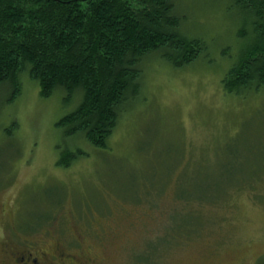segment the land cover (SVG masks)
Instances as JSON below:
<instances>
[{
  "label": "rangeland",
  "instance_id": "1",
  "mask_svg": "<svg viewBox=\"0 0 264 264\" xmlns=\"http://www.w3.org/2000/svg\"><path fill=\"white\" fill-rule=\"evenodd\" d=\"M173 2L180 32L206 52L180 68L146 61L106 148L58 126L80 98H43L28 75L13 100L1 93L0 264L47 253L54 264H132L174 233L173 213L198 231L143 264H264V88L228 94L221 82L249 20L234 0ZM65 152L76 158L59 166Z\"/></svg>",
  "mask_w": 264,
  "mask_h": 264
},
{
  "label": "trees",
  "instance_id": "2",
  "mask_svg": "<svg viewBox=\"0 0 264 264\" xmlns=\"http://www.w3.org/2000/svg\"><path fill=\"white\" fill-rule=\"evenodd\" d=\"M234 1L249 20L251 34L222 78V88L228 94L258 92L264 88V0ZM180 23L173 0H0V95L11 91L13 100L20 93L19 78L28 75L43 98L57 90L65 92L67 102L80 98L58 126L66 136L80 134L92 146L106 148L140 91L146 61L159 55L180 68L206 52V43L181 33ZM75 158L65 152L58 165L68 166ZM257 183L229 186L235 190ZM173 214L174 233L132 264L153 262L177 236L189 238L198 231L192 220L182 224Z\"/></svg>",
  "mask_w": 264,
  "mask_h": 264
},
{
  "label": "flooded vegetation",
  "instance_id": "3",
  "mask_svg": "<svg viewBox=\"0 0 264 264\" xmlns=\"http://www.w3.org/2000/svg\"><path fill=\"white\" fill-rule=\"evenodd\" d=\"M63 254H61L59 257H62ZM50 255L47 253V259L46 262H40L38 258H26V257H21V259H19V261H23L24 264H54V263H49L48 259H49Z\"/></svg>",
  "mask_w": 264,
  "mask_h": 264
}]
</instances>
